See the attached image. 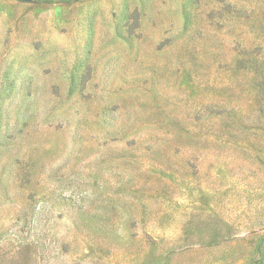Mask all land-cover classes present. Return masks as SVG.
I'll return each mask as SVG.
<instances>
[{"label": "rangeland", "instance_id": "1", "mask_svg": "<svg viewBox=\"0 0 264 264\" xmlns=\"http://www.w3.org/2000/svg\"><path fill=\"white\" fill-rule=\"evenodd\" d=\"M0 264H264V0H0Z\"/></svg>", "mask_w": 264, "mask_h": 264}]
</instances>
